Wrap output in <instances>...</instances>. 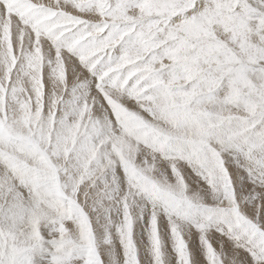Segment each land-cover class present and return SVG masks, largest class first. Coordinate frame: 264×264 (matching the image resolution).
Returning a JSON list of instances; mask_svg holds the SVG:
<instances>
[{"label":"snow or ice","instance_id":"6c2138e0","mask_svg":"<svg viewBox=\"0 0 264 264\" xmlns=\"http://www.w3.org/2000/svg\"><path fill=\"white\" fill-rule=\"evenodd\" d=\"M0 264H264V0H0Z\"/></svg>","mask_w":264,"mask_h":264}]
</instances>
